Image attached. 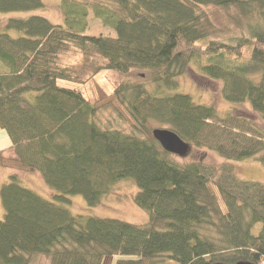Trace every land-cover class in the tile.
<instances>
[{
    "label": "trees",
    "instance_id": "obj_1",
    "mask_svg": "<svg viewBox=\"0 0 264 264\" xmlns=\"http://www.w3.org/2000/svg\"><path fill=\"white\" fill-rule=\"evenodd\" d=\"M64 4L69 27L39 14L10 17L0 27V61L8 67L0 71V128L14 151H0V166L40 172L57 191L46 199L19 172L0 183V264H34L37 256L49 264H102L113 255L116 264H264V182L241 179L230 162H179L152 127L165 125L229 161L259 155L264 164V129L253 118L233 107L220 116L177 91L178 76L197 64L199 74L220 80L226 100L249 103L264 121V0ZM43 6L0 0V12ZM210 6L227 10L229 20L232 7L245 16L253 10L257 19L245 26L240 15L236 34L212 37L200 12ZM89 8L114 36L88 33ZM103 71L114 89L98 86L94 100L60 84L86 83ZM106 108L127 127L102 126ZM121 180L138 186L134 201L149 213L148 223L74 214L66 206L76 194L98 205Z\"/></svg>",
    "mask_w": 264,
    "mask_h": 264
},
{
    "label": "rangeland",
    "instance_id": "obj_2",
    "mask_svg": "<svg viewBox=\"0 0 264 264\" xmlns=\"http://www.w3.org/2000/svg\"><path fill=\"white\" fill-rule=\"evenodd\" d=\"M44 6L34 11H14V12H0V27L10 17H27L33 14L43 15L57 24H63L69 27V15L66 12V5L64 0H43ZM87 2H94L97 0H85ZM110 2L111 0H103ZM249 7V6H248ZM253 9V8H252ZM87 16L88 33L103 34L105 36H114L115 32L103 21L96 17L91 8L88 10ZM203 12L204 18L208 19L207 26L211 32L212 37L228 38L231 34L238 32L237 17L241 15L240 24L247 25V22H253L257 19L256 13L252 12L248 15H242V11L238 7H232L228 15L234 20L227 18V10L222 7H207L206 10L200 9ZM231 13V14H230ZM238 13V14H237ZM237 14V15H236ZM13 36L20 33L16 30H11ZM68 60V55L65 56ZM73 60V58H72ZM8 67L0 61V71H7ZM200 69L197 64L191 63L182 74L178 76V92L190 94L195 102L206 105H213L220 116H224L231 112L230 109L240 115L251 117L255 122L264 129V121L251 107L249 103H232L225 99L222 94V84L220 80L210 79V77L199 74ZM60 84L65 86L75 87L81 89L85 95L92 100L98 96V86H101L106 92H112L114 85L112 84V76L109 71H103L96 75L93 80L86 83L71 82L63 80ZM153 83H148V89L151 90ZM116 86V85H115ZM235 106V108H234ZM229 111V112H228ZM99 118L102 126L109 124L114 127H127L125 120L121 119L115 111L111 108L103 109L100 112ZM104 121V122H103ZM152 127L169 128L165 125L152 123ZM170 129V128H169ZM191 145L190 153L187 156L174 155V158L182 163L191 162L197 158L203 159L207 163L222 164L223 162H230L236 168L238 177L243 180H254L264 182V164L261 162L259 155L252 156L243 160L229 161L213 150L206 148H194ZM0 151L7 157L14 156L13 146L8 132L0 128ZM20 173L19 176L23 180L25 186L34 189L37 193L49 200H55L54 195L57 191L48 186L40 172H26L19 171L16 168L0 166V183H6L10 180L12 173ZM138 186L132 180H121L114 185L111 192L103 197L102 202L98 205H89L87 200L79 194L72 195V203L66 205L67 208L74 214H92L99 217L119 218L135 224H146L150 221L149 213L143 208L139 207L134 201V195L138 191ZM4 216V207L0 196V218ZM118 260L117 255L104 257L102 264H116ZM34 264H49V258L45 256H37L33 260ZM169 264H178L171 261Z\"/></svg>",
    "mask_w": 264,
    "mask_h": 264
},
{
    "label": "water",
    "instance_id": "obj_3",
    "mask_svg": "<svg viewBox=\"0 0 264 264\" xmlns=\"http://www.w3.org/2000/svg\"><path fill=\"white\" fill-rule=\"evenodd\" d=\"M153 135L166 151L174 155L183 157L190 153L191 145L172 129L156 127L153 129Z\"/></svg>",
    "mask_w": 264,
    "mask_h": 264
}]
</instances>
